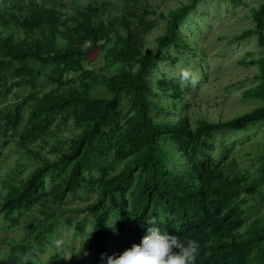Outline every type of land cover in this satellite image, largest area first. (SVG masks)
Masks as SVG:
<instances>
[{"label":"trees","instance_id":"16d2710c","mask_svg":"<svg viewBox=\"0 0 264 264\" xmlns=\"http://www.w3.org/2000/svg\"><path fill=\"white\" fill-rule=\"evenodd\" d=\"M200 1L158 13L165 26L152 51L149 0H0V224L27 218L3 264H47L45 253L65 264L57 212L80 191L96 198L69 213L84 216L78 234L91 223L85 243L96 264L138 244L148 220L196 240V264H264V144L242 152L241 171L234 157L211 155L216 133L264 123V54L240 61L258 67L240 94L258 104L227 120L191 123L190 87L153 78L158 61H177L166 47L197 57L181 25ZM252 19L237 39L256 33L264 49V2Z\"/></svg>","mask_w":264,"mask_h":264},{"label":"rangeland","instance_id":"374dc122","mask_svg":"<svg viewBox=\"0 0 264 264\" xmlns=\"http://www.w3.org/2000/svg\"><path fill=\"white\" fill-rule=\"evenodd\" d=\"M60 1L74 6V0ZM75 1L81 3L88 0ZM186 1L149 0L154 10L151 19H154L156 27L148 32L146 47L155 50L154 38L164 32L165 20L160 18L158 13L166 14L169 9H174ZM263 2L264 0H241L238 3L229 0H201L198 7L189 14V22L181 25V32L199 48L197 57L188 59L172 46L163 49V52L177 61L174 64L158 61L153 78L157 80L166 75L179 79L190 87L195 93L194 98L183 114L189 117L191 123L202 116L213 121L227 120L258 104L256 101L242 99L240 95L242 90L258 81V67L243 65L240 61L255 59L264 54V49L257 44L256 33L240 40L237 37L245 30L254 29L253 10ZM248 52L253 55L246 56ZM95 55L97 57V54ZM102 64V60H97V67ZM29 91V88L24 87L16 93L23 96ZM9 100H13V97L10 96ZM212 142L215 146L211 152L212 157L216 160L223 156H229V159L234 157L241 171L248 164L247 159L241 158L242 152L249 151L251 146L254 147L257 143L264 144V123H257L244 131L218 132ZM241 146L243 147L238 150ZM3 153H8L7 148ZM95 198V193L80 191L76 196L68 197L57 212L62 217L53 235L54 247L65 264H96L85 243V235L91 230V223L87 219L86 232L78 234L73 225L84 216L82 212L69 213L70 209L82 207ZM26 219L21 217L17 225L3 222L0 224V264L4 263L10 248L22 234ZM66 220L71 222V225L67 224ZM46 258L47 253L40 259L47 264H57L54 261L47 262Z\"/></svg>","mask_w":264,"mask_h":264},{"label":"clouds","instance_id":"9594fccd","mask_svg":"<svg viewBox=\"0 0 264 264\" xmlns=\"http://www.w3.org/2000/svg\"><path fill=\"white\" fill-rule=\"evenodd\" d=\"M145 234L119 255L105 256L104 264H196L199 243L191 238L180 239L156 227L155 220L146 222Z\"/></svg>","mask_w":264,"mask_h":264}]
</instances>
